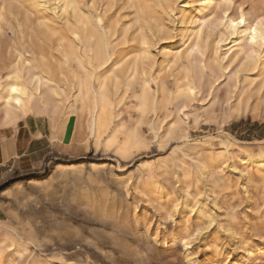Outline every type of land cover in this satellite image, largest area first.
Listing matches in <instances>:
<instances>
[{
	"label": "rangeland",
	"instance_id": "rangeland-1",
	"mask_svg": "<svg viewBox=\"0 0 264 264\" xmlns=\"http://www.w3.org/2000/svg\"><path fill=\"white\" fill-rule=\"evenodd\" d=\"M182 1L185 0L179 2ZM187 1L192 2L190 12L197 20L201 9L197 4L202 0ZM231 1L235 16L239 11L250 20L264 15V0ZM22 9L16 16H7L8 22L3 23L1 74L9 67L15 51L25 54L28 49V52H36L43 46L48 49L44 39H37L36 18L31 15L29 20L34 19L27 24ZM215 19L211 17L210 22ZM23 22L28 33L27 28H21ZM216 32L208 39L207 56L213 58L216 53L226 66L233 51H228L231 46L228 43L235 37H222L219 50L215 51L212 43L219 41ZM25 39L31 40L28 45ZM188 44L187 40L176 39L160 43L153 48L152 55L159 64L166 47L180 51ZM233 66L217 73L216 83L210 81L212 89L208 86L205 93H196L193 101L189 103L191 98L186 102L182 111L186 117L182 113L175 116L176 106L167 105V114H172L174 125L186 120V140L159 143L150 127L143 125L138 131L145 142L143 146L131 147L126 159L115 153L114 148H93L92 142L85 140V134L67 121L64 108L54 119L36 116L43 118L50 128L54 148L33 170H0V264H264V182L254 171L250 178L240 175L250 168L247 156L253 159L264 156V82L261 77L256 79L254 73L248 74L253 86L260 85L257 93L250 92L256 86L246 89L244 73L237 77ZM167 84L172 92L170 79ZM133 104L129 99L120 106V119L128 121L132 117L133 121L138 117ZM148 118L154 121L152 114ZM157 127V133H162ZM58 164L75 166L83 174V180H89L87 188L94 195L100 189L109 192L116 189L108 177L112 169L124 179L127 200L136 209L114 203L107 207V216L98 219L83 209V194H77L72 201L70 191L55 181L42 189L31 185L32 181H47ZM91 165L103 167L104 171H94ZM88 172L91 178H87ZM140 177L149 184L156 183L163 194L159 196L139 186ZM189 204L195 205L192 213L185 210ZM146 238L158 241L164 250L171 249L148 254L141 246Z\"/></svg>",
	"mask_w": 264,
	"mask_h": 264
},
{
	"label": "bare ground",
	"instance_id": "bare-ground-1",
	"mask_svg": "<svg viewBox=\"0 0 264 264\" xmlns=\"http://www.w3.org/2000/svg\"><path fill=\"white\" fill-rule=\"evenodd\" d=\"M179 1L0 0V33L3 32V23L9 19L7 16L20 13L22 8L16 7L19 4L25 6L22 9L25 13L21 14L26 23L34 19L31 17L32 20H29L31 15L36 18L39 26L34 25L37 39L41 37L46 42L38 40V43L45 47L47 44L48 48L46 51L43 46L36 52H28V49L25 54L15 51L5 73H0V127L14 126L30 115L54 119L64 108L63 115L67 121L85 134V140L91 141L93 148H114V152L123 159L127 158L131 147L143 146L145 139L138 131L143 125L150 127L159 143L186 140V120L182 119L174 125L170 119L172 114H167L168 104L176 106L175 116L182 113L186 117V113L182 112L186 102L191 98L189 103L193 101L196 93H205L206 87L212 89L210 81L216 79L217 73L226 72L232 64L235 72L230 69L237 77L240 72L244 73L246 89L253 86L250 73L264 82V15H256L250 20L244 12L236 11L237 16L232 13L231 0H202L197 4L201 9L199 18L195 20L190 12L192 2ZM211 17L216 18L215 22H210ZM194 24L197 25L195 28L187 29ZM23 25L24 22L22 29ZM26 30L25 33H28V28ZM214 31L219 35V41L213 40L216 44L212 43L215 51L219 50L222 37H235L228 43L231 45L228 51H233L226 66L221 64L216 53L213 58L207 56L208 39ZM18 37L21 40L19 34ZM33 38L35 43L37 39ZM29 39H25L28 41L26 44L30 43ZM174 39L178 42L187 40L189 44L180 51L166 47L161 52L162 61L156 63L153 48ZM7 54L9 56L10 53ZM168 79L172 92L167 89ZM254 86L250 92L257 93L260 85ZM129 99L133 100L138 117L133 121L132 117L124 121L120 119L119 108ZM149 114L153 115V122L148 118ZM155 124L162 133H157ZM246 163L250 168L240 172L241 177L250 178L254 171L264 182V156L258 159L247 156ZM95 166L90 168L104 171L103 167ZM233 170L236 171V168ZM82 175L75 166L58 164L47 181L39 183L31 180V185L42 189L55 181L70 191L72 201L77 194H83V209L98 219L107 216V207L111 204L117 203L125 209L130 207L123 185L125 181L112 169L108 177L116 187L113 192L100 189L97 195L92 194L87 188L89 180L84 181ZM91 176L88 172L87 178ZM138 185L150 193L163 194L156 183L149 184L144 177L139 178ZM130 208L134 210L136 205ZM194 209L195 205L191 204L185 208L188 213ZM158 244V241L146 238L141 246L148 254L171 249L164 250ZM93 248L98 250L95 245Z\"/></svg>",
	"mask_w": 264,
	"mask_h": 264
},
{
	"label": "crops",
	"instance_id": "crops-1",
	"mask_svg": "<svg viewBox=\"0 0 264 264\" xmlns=\"http://www.w3.org/2000/svg\"><path fill=\"white\" fill-rule=\"evenodd\" d=\"M50 136L46 122L36 116H27L14 126L0 127V170L35 169L53 151Z\"/></svg>",
	"mask_w": 264,
	"mask_h": 264
}]
</instances>
